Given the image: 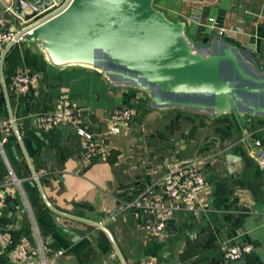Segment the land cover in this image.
<instances>
[{"label": "crops", "instance_id": "0c3cea01", "mask_svg": "<svg viewBox=\"0 0 264 264\" xmlns=\"http://www.w3.org/2000/svg\"><path fill=\"white\" fill-rule=\"evenodd\" d=\"M222 4L223 0L154 1V7L170 21L184 24L196 46L209 44L214 30L221 29L222 38L251 56L264 72V0H232L230 10ZM15 5L16 0H0V15L7 26L22 22ZM210 18L215 19L214 29ZM3 54L0 139L6 136L2 123L12 116L18 132L36 148L28 160L15 130L4 145L0 180L13 175L22 181L6 215L9 211L15 215L19 228L15 234L53 252L63 251L51 264H143L149 260L231 264L219 250L220 242L227 239L253 245L246 264H264V172L256 161L255 146L261 142L264 148V114H244L242 130L231 114L160 110L151 106L146 93L116 88L94 70L54 68L38 43L24 40L12 46L1 66ZM19 71L39 78L24 96L12 89ZM62 99L82 110L84 125L110 145L108 160L85 168L79 157L80 138L73 128L38 129L36 115L54 111ZM117 107L133 110L132 123L121 134L109 135V116ZM229 155L241 159L237 169ZM194 161L202 163L209 184L210 204L199 216L178 213L167 232L156 238L143 232L142 218L133 210L120 214L108 227L109 233L95 225L174 165ZM33 172L40 175L39 182L30 179ZM42 193L58 212L49 208ZM0 264L8 263L0 257Z\"/></svg>", "mask_w": 264, "mask_h": 264}, {"label": "water", "instance_id": "95a60500", "mask_svg": "<svg viewBox=\"0 0 264 264\" xmlns=\"http://www.w3.org/2000/svg\"><path fill=\"white\" fill-rule=\"evenodd\" d=\"M154 1L16 0L14 12L30 24L21 33L24 39L38 43L54 68L94 70L116 88L146 93L151 106L160 110L231 114L242 130L244 114L263 115L264 72L252 57L227 43L219 29L209 44L196 46L184 24L170 21ZM231 2L223 0L222 8L230 10ZM15 131L30 160L36 151L33 141ZM228 160L235 169L241 161L234 155Z\"/></svg>", "mask_w": 264, "mask_h": 264}, {"label": "built area", "instance_id": "2783aa9c", "mask_svg": "<svg viewBox=\"0 0 264 264\" xmlns=\"http://www.w3.org/2000/svg\"><path fill=\"white\" fill-rule=\"evenodd\" d=\"M66 1V0H65ZM64 1V2H65ZM62 5V4H61ZM60 7V6H59ZM58 7V8H59ZM210 27L214 29L215 19H209ZM30 24L22 20L19 26H7L4 16L0 15V55L11 45H16L25 39L21 34ZM220 29V35L223 36ZM39 82L38 76L25 71L15 74L12 89L19 96L27 95L30 89ZM84 114L72 104L69 99H62L57 108L48 113L38 114L35 117L39 130L52 131L60 127H71L80 138L79 157L85 168L96 162L108 160L111 155L110 145L100 135L84 125ZM133 119V110L128 107L115 108L110 116L107 134L119 135L129 128ZM6 136L0 139V154H4V145L15 130V120L10 118L2 123ZM258 148L256 161L264 172V148L261 142H256ZM31 180L39 182L40 175L33 172ZM22 181L12 175L9 179L0 180V221L7 219L4 225L0 224V257H4L8 264H51L62 256V250L53 252L40 242L33 243L26 236H20L16 241L15 233L18 225L15 215L9 211V201L21 191ZM207 175L202 169V163L194 161L179 163L167 170L159 179L148 183L136 197L122 201L117 209L106 214L98 227L103 230L115 223L120 214L133 210L142 218L143 232L149 238H156L165 234L170 223L178 213L199 216L208 209L210 204ZM222 258L227 263L245 261L254 252L251 244L237 243L234 240H222L219 247ZM52 254V258H48ZM143 264H156L149 260Z\"/></svg>", "mask_w": 264, "mask_h": 264}, {"label": "trees", "instance_id": "16d2710c", "mask_svg": "<svg viewBox=\"0 0 264 264\" xmlns=\"http://www.w3.org/2000/svg\"><path fill=\"white\" fill-rule=\"evenodd\" d=\"M20 236H22V235H20V234H15V239H16V241L20 238Z\"/></svg>", "mask_w": 264, "mask_h": 264}]
</instances>
